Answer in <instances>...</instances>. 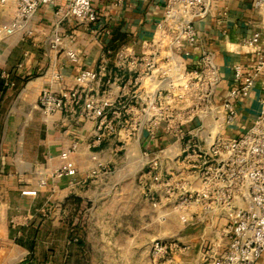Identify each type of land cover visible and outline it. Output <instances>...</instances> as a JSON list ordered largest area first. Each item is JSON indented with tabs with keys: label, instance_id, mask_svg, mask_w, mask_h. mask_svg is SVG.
<instances>
[{
	"label": "built area",
	"instance_id": "obj_1",
	"mask_svg": "<svg viewBox=\"0 0 264 264\" xmlns=\"http://www.w3.org/2000/svg\"><path fill=\"white\" fill-rule=\"evenodd\" d=\"M61 1L65 10L59 8L57 14L101 36L103 48L94 69L77 67L73 89L39 92L41 115L66 113L91 123L88 149L111 142L115 155L138 154L140 184L157 221L185 222L199 215L225 221L219 237L201 247L202 263L254 264L264 253V83L259 112L245 130L235 137H225L222 130L233 125L237 103L264 73V51L256 48L259 34L242 43L257 56L255 65L247 72L234 66L233 86L218 100L219 69L213 54L198 49L194 28L205 18L209 0H166L162 19L153 35L141 41L138 53L126 45L110 48V33L97 25L91 0ZM8 2L14 5L15 18L0 28L6 36L55 0H0V5ZM60 44V37L54 36L51 48ZM64 54L78 64L76 51ZM78 150L77 140L62 149L50 178H74L77 169L70 157ZM92 160L94 167L84 173L85 179L107 171ZM163 160L169 164L162 165ZM44 185L40 180L38 186ZM170 243L152 240L151 254L163 259L182 251Z\"/></svg>",
	"mask_w": 264,
	"mask_h": 264
},
{
	"label": "crops",
	"instance_id": "obj_2",
	"mask_svg": "<svg viewBox=\"0 0 264 264\" xmlns=\"http://www.w3.org/2000/svg\"><path fill=\"white\" fill-rule=\"evenodd\" d=\"M165 3L166 0H91L98 15L97 25L110 33V48L116 50L126 45L135 53L139 52L141 41L153 35L156 24L162 19ZM59 8L65 10L61 0H55L50 6H40L20 30L9 36L0 33V236L17 234L29 246L33 236L26 233L39 211L33 203L36 199H42V206H48L55 197L63 203L68 197H80L77 192L84 188H92V196L104 184L103 179L119 167H136V187L140 198L148 203L140 184L141 157L138 154L125 157L130 165H120L121 156L112 153L111 142L90 149L86 147L92 140L91 123L66 113L44 117L37 109L41 90L58 93L73 89L77 67L94 69L103 48L101 36L90 34L72 18L57 14ZM14 18L15 8L11 2L0 5V28ZM194 28L198 49L213 54L218 66L221 81L216 98L221 100L233 86V67L238 65L247 72L256 63L257 56L243 48V41L258 33L256 48L264 51V0H209L205 18L196 22ZM54 36L60 37L61 44L51 48ZM69 49L78 53V64L66 59L64 52ZM263 83L264 73L256 79L248 97L237 103L236 119L233 125L224 126V135L241 134L258 114ZM72 140L79 142V150L70 157L77 169L76 176L50 178L59 164L60 151ZM93 157L104 164L107 171L85 179L84 173L94 167ZM161 163L169 164L168 160ZM40 180L45 181L42 187L38 186ZM22 191H35L36 194L22 195ZM198 217L201 234L184 252L186 256L189 252L195 253L194 256L184 260L176 256L172 264H204L199 256L201 247L224 230L225 221L212 222ZM35 233L34 229L33 235ZM225 241L224 238L223 243ZM60 253L64 260L67 251L61 249ZM254 264H264V253Z\"/></svg>",
	"mask_w": 264,
	"mask_h": 264
},
{
	"label": "rangeland",
	"instance_id": "obj_3",
	"mask_svg": "<svg viewBox=\"0 0 264 264\" xmlns=\"http://www.w3.org/2000/svg\"><path fill=\"white\" fill-rule=\"evenodd\" d=\"M119 161L125 167L131 164L124 156ZM136 179L135 166L119 167L103 179L104 184L92 196V188H84L77 192L80 197H68L63 203L55 197L42 206V199H36L33 203L39 211L26 234L33 236L35 229L38 245L31 255L27 241L19 235L0 236V264H54L52 256L45 263L40 256L49 246L58 253L57 264H172L176 256L183 260L193 257L195 253L186 256L184 252L198 240L201 222L157 221L140 198ZM152 240L177 244L182 251L160 259L150 252ZM61 249L67 251L64 260Z\"/></svg>",
	"mask_w": 264,
	"mask_h": 264
},
{
	"label": "trees",
	"instance_id": "obj_4",
	"mask_svg": "<svg viewBox=\"0 0 264 264\" xmlns=\"http://www.w3.org/2000/svg\"><path fill=\"white\" fill-rule=\"evenodd\" d=\"M35 235V234H34ZM33 235V240L30 242V246H29V251H30V254L32 255L33 252H34V245L36 243V239L37 237L35 236L34 237ZM57 239H53L54 242H56ZM57 252L55 251V248L53 246H49L48 248H46L45 250L41 251L40 252V256H41V259H42V262L45 263L48 259V256H52V260H53V263L54 264H57V260H58V256H57Z\"/></svg>",
	"mask_w": 264,
	"mask_h": 264
}]
</instances>
